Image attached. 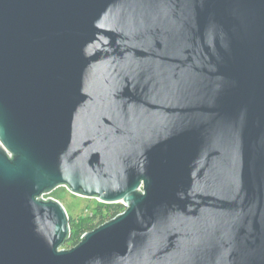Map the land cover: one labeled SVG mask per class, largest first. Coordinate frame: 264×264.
<instances>
[{"label": "water", "instance_id": "obj_1", "mask_svg": "<svg viewBox=\"0 0 264 264\" xmlns=\"http://www.w3.org/2000/svg\"><path fill=\"white\" fill-rule=\"evenodd\" d=\"M0 264H264V0H0Z\"/></svg>", "mask_w": 264, "mask_h": 264}, {"label": "trees", "instance_id": "obj_2", "mask_svg": "<svg viewBox=\"0 0 264 264\" xmlns=\"http://www.w3.org/2000/svg\"><path fill=\"white\" fill-rule=\"evenodd\" d=\"M98 204L96 211L86 218H81L78 221L68 218L70 230L64 243L60 245L61 248L63 246H68L67 249H70L76 246L80 242L83 234L96 229L107 221H110L124 210L123 205L118 203L105 204L98 202Z\"/></svg>", "mask_w": 264, "mask_h": 264}, {"label": "rangeland", "instance_id": "obj_3", "mask_svg": "<svg viewBox=\"0 0 264 264\" xmlns=\"http://www.w3.org/2000/svg\"><path fill=\"white\" fill-rule=\"evenodd\" d=\"M47 197L57 200L63 206L68 218L74 221H78L81 218H86L90 214H93L99 205V201H96V199L73 194L64 186L55 188ZM67 247L68 246H63L62 249H67Z\"/></svg>", "mask_w": 264, "mask_h": 264}, {"label": "built area", "instance_id": "obj_4", "mask_svg": "<svg viewBox=\"0 0 264 264\" xmlns=\"http://www.w3.org/2000/svg\"><path fill=\"white\" fill-rule=\"evenodd\" d=\"M140 190H141V189H140ZM47 195H48V194H44V195H42V196H41V199H42V200L53 199V198H51V197H47ZM95 199H96V198H95ZM53 200H55V199H53ZM96 201H99V200L96 199ZM99 202H100V201H99ZM123 207H124V206H123ZM124 211H125V207H124V210H123L121 213H123ZM121 213H119L118 215H120ZM118 215H117V216H118Z\"/></svg>", "mask_w": 264, "mask_h": 264}]
</instances>
